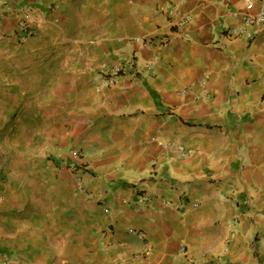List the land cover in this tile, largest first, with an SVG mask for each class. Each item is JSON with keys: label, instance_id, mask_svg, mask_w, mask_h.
I'll list each match as a JSON object with an SVG mask.
<instances>
[{"label": "crops", "instance_id": "obj_1", "mask_svg": "<svg viewBox=\"0 0 264 264\" xmlns=\"http://www.w3.org/2000/svg\"><path fill=\"white\" fill-rule=\"evenodd\" d=\"M257 10L1 0L0 264H264V24L232 17ZM144 37L167 39L159 60Z\"/></svg>", "mask_w": 264, "mask_h": 264}, {"label": "built area", "instance_id": "obj_2", "mask_svg": "<svg viewBox=\"0 0 264 264\" xmlns=\"http://www.w3.org/2000/svg\"><path fill=\"white\" fill-rule=\"evenodd\" d=\"M1 1V0H0ZM246 7L248 9H253L256 6L258 10L254 14L248 13H240V12H233L232 17L236 20L241 22V28L235 31V35L246 34L251 36V31L249 29L253 26L259 27L264 24V0H245ZM190 20V17H187L183 20L182 24H186ZM19 36L22 41H27L30 38H34L36 36V31L28 25V23H23L19 27ZM138 44L141 48H155L158 51V55L156 59H160L161 51L168 45L167 39L163 38H151V37H144V38H136L134 41ZM130 68L131 74H135L139 71L141 65L140 60L135 56H132L127 59L126 62H118V63H103L101 67L100 77L101 81L105 86L108 87H118L121 85V79L125 75L126 68ZM150 67V64H148ZM182 156H184L183 149H180ZM70 155L74 159H80L81 153L78 150H71ZM150 200L144 199L143 206L147 207L150 205ZM166 206H172L171 203L167 201H163ZM133 233L140 235V233L134 232ZM142 236V234H141Z\"/></svg>", "mask_w": 264, "mask_h": 264}, {"label": "rangeland", "instance_id": "obj_3", "mask_svg": "<svg viewBox=\"0 0 264 264\" xmlns=\"http://www.w3.org/2000/svg\"><path fill=\"white\" fill-rule=\"evenodd\" d=\"M17 124H18V122H16L14 125L16 126ZM48 157L46 158L47 161L50 160ZM48 170H47V172H48ZM42 172H43L44 175L42 174L41 180L40 181H36V184L34 186H32L33 189L31 190V194H33L34 199H36L37 201H40L41 203H44L45 205L48 206V205H50V199L48 198V196L50 194H52L54 185L53 186L50 185V183L47 181V179H49V177H50V174L47 175L48 173H46L44 170ZM41 209L42 208H40V210ZM40 218H42V217L40 216ZM47 235L48 234H46V236Z\"/></svg>", "mask_w": 264, "mask_h": 264}]
</instances>
